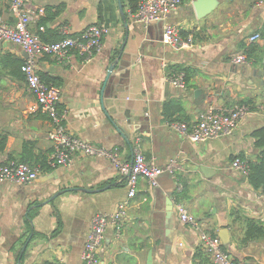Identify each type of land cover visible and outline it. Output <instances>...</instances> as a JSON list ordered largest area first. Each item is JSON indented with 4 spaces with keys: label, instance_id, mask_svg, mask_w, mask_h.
I'll return each instance as SVG.
<instances>
[{
    "label": "crops",
    "instance_id": "crops-1",
    "mask_svg": "<svg viewBox=\"0 0 264 264\" xmlns=\"http://www.w3.org/2000/svg\"><path fill=\"white\" fill-rule=\"evenodd\" d=\"M198 1L183 0L169 17L194 39L191 47L175 50L163 42V22L143 27L123 2L121 13L119 0H32L43 10L40 17L51 18L46 27L58 34L64 27L71 35L93 24L111 28L89 62L77 52L68 59L47 55L38 62L40 75L61 81L55 86L69 130L118 150L126 162L133 161L137 140L146 159L157 166L175 161L173 173L164 172L157 186L139 180L122 228L110 225L106 231L99 264H149L150 252L152 264H216L200 250L198 232L180 220L179 204L221 237L235 259L264 264V238L242 243L246 219L264 227V188L255 189L246 173L232 167L233 157L241 153L252 161L259 155L252 135L264 126V83L257 75L264 62V3L206 0L211 10L198 16ZM8 18L0 22L14 25L16 20ZM37 20L30 25L34 32ZM255 33L261 38L251 42ZM249 46L257 47L250 63H236L234 58ZM23 52L11 41L0 43V135H7L0 164L25 160L40 163L43 170L31 184L0 183V264H84L94 217L113 212L127 198V179L106 157L77 154L70 165L48 164L53 124L38 109L27 83L13 75L16 59H26ZM114 61L118 63L105 85ZM172 66L194 71L187 85L171 82ZM241 101L250 102L252 109L229 136L192 142L169 126L196 123L209 103L229 110ZM166 103H173L169 118ZM126 110L132 120L128 138L108 117ZM202 166L210 169L209 177ZM169 198L174 203L170 221Z\"/></svg>",
    "mask_w": 264,
    "mask_h": 264
},
{
    "label": "built area",
    "instance_id": "built-area-1",
    "mask_svg": "<svg viewBox=\"0 0 264 264\" xmlns=\"http://www.w3.org/2000/svg\"><path fill=\"white\" fill-rule=\"evenodd\" d=\"M182 2L183 0H140L139 8L133 16L138 24L146 28L153 23L163 22V42L175 50L186 49L194 43L193 36L184 37L181 27L169 22L170 15L180 7ZM263 3L264 0L260 2V4ZM11 10L16 22L14 25L0 22V43L5 40L11 41L21 46L28 55L23 66L27 85L37 99L38 109L53 124L49 133V138L54 145L50 164L53 167L70 165L77 154L106 157L126 176L127 198L121 201L113 212L96 214L84 247L82 254L84 264H99L100 249L106 231L110 225H114L118 230L122 228L128 217L129 202L137 194L139 180L146 178L152 186H157L158 180L164 172L173 173L175 161L172 160L165 167L157 166L154 162L146 159L137 140L134 145L133 161L126 162L120 158L118 150H109L78 137L69 130L66 122L67 114L60 110L59 88L42 80L38 70V62L42 57L51 55L63 60L77 52L80 57L89 62L100 51L104 38L110 34V26L93 24L78 35L69 34L68 29L64 27L61 29V33L64 35L61 40L44 42L40 35L30 28L32 21L40 17L42 9L35 6L32 0H12ZM41 30L44 28L42 27ZM260 38L261 35L255 33L250 37V41L256 42ZM234 61L238 64L250 63L245 54L237 55ZM169 78L175 85H185L182 73ZM250 111V107L245 104L237 103L231 109L225 110L214 103H209L196 123L171 122L169 126L192 142H204L231 135L238 123ZM232 167L247 173L248 166L239 157L233 160ZM42 170L40 166L17 161L0 164V183L31 184L38 178ZM178 213L182 222L190 224L198 232L201 246L216 264H243L226 251L222 238L210 234L184 205H178Z\"/></svg>",
    "mask_w": 264,
    "mask_h": 264
},
{
    "label": "trees",
    "instance_id": "trees-1",
    "mask_svg": "<svg viewBox=\"0 0 264 264\" xmlns=\"http://www.w3.org/2000/svg\"><path fill=\"white\" fill-rule=\"evenodd\" d=\"M122 2L124 3L125 6H127L129 8V10L132 14H135L139 8L140 0H122ZM11 8H12V0H0V18H5L7 15V16H9L8 19L14 21L15 16L13 15ZM58 14H59V12L56 14V16ZM49 19H51V18L40 17L39 20L37 21L38 30L36 32L40 35L41 39L44 42H56L58 40H61L64 37V35H62V33L58 34V32L56 30H49L46 27V22ZM42 27L44 28V30H41ZM182 34L184 35V37H187L190 35L189 33H186L183 31H182ZM256 51H257V47H253V46L245 47L244 53H245L249 62L252 60L251 59L252 55H254L256 53ZM24 64H25V60L22 61L21 59H16V61H15V66H16L15 68L16 69H15L13 75L18 80L26 82V74L23 71ZM169 72H170V77L173 75H177V74L182 73L184 75V82L186 85L189 82L190 77L194 73L193 70H191L189 68H183L182 66H172V67H170ZM41 77H42L43 81H45L46 83H48L50 85H58L59 86L61 84V81L57 80L56 78H53V77H50L47 75H41ZM238 104L248 105L250 107V110L252 109V107L249 105L250 102H248V101L247 102L241 101ZM172 105H173V103H166L164 106V115L166 116V118H169L168 112H169V108ZM180 122H184V121H180ZM252 136L255 139L254 146L259 151V155H258L257 160L252 161V160L246 159V157L244 156L243 153L237 155L236 157H239L241 160H243L247 164L248 167H247V173L246 174H247V178H248L249 183L255 189H260V188H264V126L257 129L253 133ZM6 145H7V135L1 134L0 135V152L4 151L6 149ZM52 153H51V155H52ZM236 157H233L232 160H234ZM21 162L27 163L25 160H23ZM47 162L50 165V159ZM28 164H30V163H28ZM30 165L40 166L41 169H43V166L40 165V163L30 164ZM246 226H247V229H246V232H245L244 237L242 239L243 244H247L251 241L264 238V227L261 223L256 222L254 220L246 219ZM225 249H226V247H225ZM200 250L205 252V250L203 249L202 246H201ZM205 254L209 255L206 252H205ZM237 261L242 262L243 264H248L247 262L241 261L239 259H237ZM43 264H60V263L56 262V261L55 262L54 261L53 262L47 261V262H44Z\"/></svg>",
    "mask_w": 264,
    "mask_h": 264
},
{
    "label": "water",
    "instance_id": "water-1",
    "mask_svg": "<svg viewBox=\"0 0 264 264\" xmlns=\"http://www.w3.org/2000/svg\"><path fill=\"white\" fill-rule=\"evenodd\" d=\"M119 5H120V11L124 15V8H123L122 0H119ZM195 9H196L197 15L200 16L201 14H205L206 12H209L211 10V7L206 5V0H199L198 3L195 4ZM23 56L25 58L28 57V55L25 51L23 52ZM117 63H118V61H114L113 64H111L109 71H108V75L106 78L105 85H107L109 83V81L112 77V74L116 68ZM257 75L263 78L261 83H264V62H263V69L258 71ZM108 117H109L112 125L119 132L123 133L124 137L126 136V138H128L130 136L132 120L130 119L127 110L123 111V112L118 111L117 114H110ZM201 170L204 173L205 177H209V175L207 173L210 171V169H208L205 166H202ZM59 194L60 193H56L53 197H56ZM167 203H168V208H167L166 214H167V217L170 221L171 216H172V211L174 208V203L172 201V198H169ZM224 244H225V242H224ZM27 245H28V243L25 245L23 251L26 250ZM149 264H152V252H150V263Z\"/></svg>",
    "mask_w": 264,
    "mask_h": 264
}]
</instances>
